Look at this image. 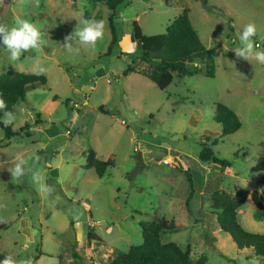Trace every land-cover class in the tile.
I'll return each mask as SVG.
<instances>
[{
	"label": "rangeland",
	"instance_id": "obj_1",
	"mask_svg": "<svg viewBox=\"0 0 264 264\" xmlns=\"http://www.w3.org/2000/svg\"><path fill=\"white\" fill-rule=\"evenodd\" d=\"M185 9L215 75H175L161 90L143 75L151 67L132 41L134 23L146 36L162 35ZM110 15L106 4L90 0H0V23L32 22L46 40L17 61L0 47V76L47 78L15 106L7 125L17 134L8 140L0 128V252L18 264H110L143 243L141 223L166 219L178 230L163 233L162 242L190 247L195 260L264 264L236 247L210 208L216 191L233 198L246 191L240 224L264 233V210L251 196L258 191L264 203V64L236 55L249 23L259 36L254 47L264 51V0H125L118 42L107 54ZM84 20L104 21L94 47L68 40ZM130 67L136 72L125 76ZM219 103L240 118L236 133L222 136ZM203 144L231 167L202 163ZM89 150L115 161L104 177L86 167ZM18 158L26 172L15 178Z\"/></svg>",
	"mask_w": 264,
	"mask_h": 264
},
{
	"label": "trees",
	"instance_id": "obj_2",
	"mask_svg": "<svg viewBox=\"0 0 264 264\" xmlns=\"http://www.w3.org/2000/svg\"><path fill=\"white\" fill-rule=\"evenodd\" d=\"M93 3H104L111 11L109 18L112 41L107 54H111L118 42L116 28L117 10L125 0H90ZM204 5L209 11L212 8ZM142 51L141 60L151 67L143 75L150 79L159 89L166 90L174 81V77H185L198 74L205 70L208 77H214L215 67L213 56L203 44L198 32L193 27L189 10L185 9L167 27L166 33L156 36H146L138 23H134L132 36ZM136 72L129 68L125 76ZM47 78L43 75L26 74L9 71L0 76V97L7 104V111L14 113L15 106L24 102L27 93L37 85H46ZM100 111H104L100 107ZM216 121L222 126V136L236 133L242 128L238 115L224 104L216 105ZM3 112L0 111V128L5 131L6 139L10 140L17 133L9 125L2 122ZM214 141L212 145H217ZM212 145L203 144L200 155L202 163H213L223 168H230V163L216 156ZM86 167L94 169L102 178L110 167L115 165L112 159H100L94 150L85 153ZM239 198H233L222 191H216L212 196L211 210L216 213L219 228L231 237L232 242L240 250L250 249L253 256L264 259V233L255 234L248 232L240 224L238 210L244 205L248 192L239 191ZM252 200L259 211L264 210V203L258 191L252 193ZM143 243L132 246L127 252H118L110 264H209L206 256L198 259L191 257L190 247L183 250L174 242L163 243L161 236L165 232H176L178 227L174 222L166 219L141 223ZM91 236V234L89 235ZM91 238V237H90ZM6 256L0 252V260Z\"/></svg>",
	"mask_w": 264,
	"mask_h": 264
},
{
	"label": "clouds",
	"instance_id": "obj_3",
	"mask_svg": "<svg viewBox=\"0 0 264 264\" xmlns=\"http://www.w3.org/2000/svg\"><path fill=\"white\" fill-rule=\"evenodd\" d=\"M104 36V21L103 20H84L83 27H76L72 36L68 38H78L79 42L84 45L95 46L98 40L103 39ZM253 37L257 40L254 42ZM240 48L236 53L238 57L247 59L248 56H253L255 60L261 64H264V51L257 50L254 46L259 41L257 29L255 24L249 23L244 26L243 31L239 36ZM46 43L44 34L41 30L32 22L21 21L16 26H9L4 23H0V47H2L7 53L10 61H17L21 55L28 50H42V45ZM66 48L70 46L66 43ZM46 69L41 67L40 72L43 73ZM7 104L5 100L0 97V111L3 112L2 122L7 125L12 123L15 119L14 114L11 111H7ZM26 172L25 160L18 158V162L11 170V175L15 178L24 176ZM0 264H18L10 256H6L0 260Z\"/></svg>",
	"mask_w": 264,
	"mask_h": 264
},
{
	"label": "water",
	"instance_id": "obj_4",
	"mask_svg": "<svg viewBox=\"0 0 264 264\" xmlns=\"http://www.w3.org/2000/svg\"><path fill=\"white\" fill-rule=\"evenodd\" d=\"M257 264H259L260 262L259 261H256Z\"/></svg>",
	"mask_w": 264,
	"mask_h": 264
},
{
	"label": "built area",
	"instance_id": "obj_5",
	"mask_svg": "<svg viewBox=\"0 0 264 264\" xmlns=\"http://www.w3.org/2000/svg\"><path fill=\"white\" fill-rule=\"evenodd\" d=\"M75 106H76V107H78V105H77V104H75Z\"/></svg>",
	"mask_w": 264,
	"mask_h": 264
}]
</instances>
